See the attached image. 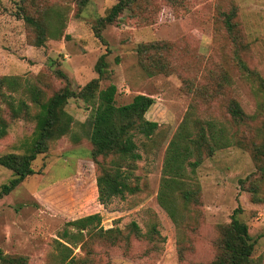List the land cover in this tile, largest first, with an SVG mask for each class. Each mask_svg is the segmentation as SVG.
Listing matches in <instances>:
<instances>
[{
  "label": "rangeland",
  "instance_id": "obj_1",
  "mask_svg": "<svg viewBox=\"0 0 264 264\" xmlns=\"http://www.w3.org/2000/svg\"><path fill=\"white\" fill-rule=\"evenodd\" d=\"M115 3L0 0V79L11 82L0 80V120L7 129L0 156L24 153L31 145L38 112L32 86L42 89L45 99L67 84L80 90L98 77L95 66L103 54L107 69L99 89L115 84L117 105L137 94L154 97L145 117L159 124L152 136L135 137L141 158L129 182L139 190L104 205L99 166L110 168L113 159L100 157V165L93 160L97 101L69 99L70 132L34 162L37 171L44 168L41 173L0 199V264L3 256L25 257L26 264H210L236 209L255 241V264H264V153L257 152L264 148V0H138L113 23H101ZM21 4L46 26L42 46L35 45L36 29L19 15ZM233 11L236 41L225 25ZM143 47L147 52L141 55ZM231 100L246 114L241 124L228 112ZM21 101L33 118L13 115L11 106ZM181 126L200 142L201 134L217 132L233 143L212 155L203 149L195 172L187 166L184 186L197 190V197L178 200L176 223L158 196L169 145ZM13 177L0 165V188ZM95 213L102 218L100 227L116 230V241L74 238L78 233L69 222Z\"/></svg>",
  "mask_w": 264,
  "mask_h": 264
},
{
  "label": "trees",
  "instance_id": "obj_2",
  "mask_svg": "<svg viewBox=\"0 0 264 264\" xmlns=\"http://www.w3.org/2000/svg\"><path fill=\"white\" fill-rule=\"evenodd\" d=\"M138 0H116L109 14L101 20V23H113L125 8L131 6ZM22 19L34 27L38 33L36 46H42L46 40V26L36 20L33 15L27 12V9L21 4L19 10ZM236 13L233 11L226 14L225 25L234 38L238 40L236 24L233 18ZM105 26V25H104ZM101 38L100 33L97 34ZM141 55L147 52V48H139ZM239 65L247 68L245 62L238 55ZM98 77L90 80L80 90H76L69 84L61 90L55 92L48 99L42 89L32 86L29 89L32 101L38 107V112L34 115L36 127L32 138L31 145L24 153H7L0 156V165L13 171L14 177L0 188V199L10 194L18 185L27 178L41 173L34 168V162L39 155L46 154L50 149L52 141L57 140L71 130L73 116L67 112L66 105L71 98H81L85 101L96 100L97 106L94 110L91 120L90 140L93 145V160L99 163L100 157L111 158L113 166L100 165V175L97 177V187L99 201L106 205L111 199L117 196H123L126 192L135 193L139 190V185H133L129 179L136 170L137 161L140 160L141 154L138 152V145L135 137L138 134L150 137L159 127L158 122L148 120L145 114L154 105L155 98L147 94H137L133 100L124 105H117L116 95L118 88L115 84H110L106 88H100V82L107 69L106 54H103L96 63ZM61 75L65 74L59 72ZM0 80L10 82V77H3ZM13 115L18 117L22 114L24 117L30 115V106L21 101L18 106H11ZM228 112L231 118L241 124L246 114L240 103L231 100L228 105ZM184 124V123H183ZM184 126V125H182ZM182 126L170 142L164 165V177L159 192V202L169 213L173 220L178 223L180 216L178 210V200L184 203L195 200L197 190L184 186L183 178L187 175V166L195 172L196 168L202 163L204 153L212 155L220 148H224L233 143L226 137H220L217 132H213L210 137L204 133L200 135L202 142L190 138L182 131ZM7 134L4 120H0V138ZM208 138V139H207ZM257 152L264 153V148L257 147ZM191 161V158H194ZM240 209H236L232 215L231 222L223 227L222 239L219 243L220 254L210 264H255L253 251L255 241L253 240L248 225L242 221L238 214ZM101 216L97 213L89 214L79 219L71 220L70 225L74 226L77 233L74 238L83 237L84 235L98 236L102 239L116 241L118 237L114 236L115 229L104 230L101 225ZM133 231L140 235V231L135 223H132ZM67 232H65L66 237ZM120 233H116L118 236ZM80 239V238H79ZM69 242V240H68ZM26 264L27 258L21 257L18 260L2 257L1 264ZM68 264H80L70 260Z\"/></svg>",
  "mask_w": 264,
  "mask_h": 264
}]
</instances>
